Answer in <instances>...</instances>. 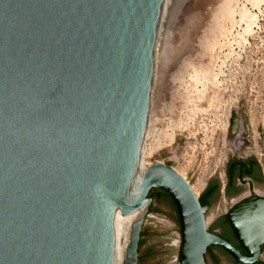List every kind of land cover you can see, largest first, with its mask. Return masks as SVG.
Returning <instances> with one entry per match:
<instances>
[{"label":"water","instance_id":"water-1","mask_svg":"<svg viewBox=\"0 0 264 264\" xmlns=\"http://www.w3.org/2000/svg\"><path fill=\"white\" fill-rule=\"evenodd\" d=\"M164 1L0 0V264L260 257L263 198L227 215L243 255L175 168L140 169Z\"/></svg>","mask_w":264,"mask_h":264},{"label":"rangeland","instance_id":"rangeland-1","mask_svg":"<svg viewBox=\"0 0 264 264\" xmlns=\"http://www.w3.org/2000/svg\"><path fill=\"white\" fill-rule=\"evenodd\" d=\"M171 4L156 46L141 153L150 166L175 168L200 198L219 183L206 212L209 228L250 194L225 196L230 165L254 158L264 171V0ZM216 254L208 251V264H235Z\"/></svg>","mask_w":264,"mask_h":264},{"label":"flooded vegetation","instance_id":"flooded-vegetation-1","mask_svg":"<svg viewBox=\"0 0 264 264\" xmlns=\"http://www.w3.org/2000/svg\"><path fill=\"white\" fill-rule=\"evenodd\" d=\"M250 159L242 160V161H235L230 165L228 181L224 187L225 189L224 194L227 198L236 197L240 195L244 190L249 189L250 194L245 196L243 199L250 197L252 195H257L264 199V193L262 194L260 192H257L256 190V188H262L264 190V171L262 170L261 165L256 159L255 160L258 162L259 167L256 165L251 166ZM249 169L252 170L251 174L247 172ZM212 186H209L207 188V190L205 191L202 197V198H205L206 202L209 205V208L212 206L214 199L219 193V191H209V189ZM227 188H229V190L232 191L233 194L227 195V192H226ZM235 205H233L230 208V210L226 213L225 216H222L218 218L217 220H215L214 224L212 226H209V230L212 233L219 235L223 239L233 244L236 248H238L241 251L243 255H247L246 250L243 249V247L240 245L239 241L234 235V232H233V229L230 223L227 220L228 213L234 208ZM209 248L210 250H213L214 252L218 253L214 256V258L216 259H221L220 257L224 255L225 257L229 256L235 264H244V263L234 260L231 257V255L222 247H219L217 245H212L208 247L207 253L209 251ZM261 248H262V251H261L260 257L258 258L257 261H255L252 264H264V259L262 257V254L264 251V245H262ZM224 251L227 252L229 255H227ZM206 264H208L207 261H206Z\"/></svg>","mask_w":264,"mask_h":264},{"label":"bare ground","instance_id":"bare-ground-1","mask_svg":"<svg viewBox=\"0 0 264 264\" xmlns=\"http://www.w3.org/2000/svg\"><path fill=\"white\" fill-rule=\"evenodd\" d=\"M172 4H171V0H165L164 1V5H163V10H162V14H161V18H160V23H159V28H158V34H157V40H156V46H157V44H158V42H159V40L163 37V33L165 32V31H163L164 29V24H165V22L167 21V12H168V9L170 8V6H171ZM166 40V39H165ZM161 41H162V39H161ZM163 42H164V40H163ZM164 44V43H163ZM156 46H155V52H154V58H153V66H152V76H151V88H150V91H151V89H152V83H153V79H154V70H155V68H156ZM175 61V60H174ZM160 67V65L158 66V68ZM157 68V69H158ZM142 149V148H141ZM142 151V150H141ZM152 166V165H151ZM150 165H149V163L143 158V156H142V153H140V169H141V171L142 172H146L150 167H151ZM203 181V180H202ZM203 183V182H202ZM202 186H203V184H201ZM194 191H195V193H197L196 192V190L194 189Z\"/></svg>","mask_w":264,"mask_h":264},{"label":"trees","instance_id":"trees-1","mask_svg":"<svg viewBox=\"0 0 264 264\" xmlns=\"http://www.w3.org/2000/svg\"><path fill=\"white\" fill-rule=\"evenodd\" d=\"M250 164H251V166H254V165L258 166V162H257L254 158H251V159H250ZM258 167H259V166H258ZM247 172H248L249 174H251V173H252V170L249 169ZM156 191H157V193H156V197H157V198H162V197H168V198H171L169 194H167L165 191H163V190H161V189H156ZM209 191H219V183L216 182V183H215V184L209 189ZM226 192H227V195L233 194V192L230 191L229 188H227V191H226ZM142 237H143V234H141V240H140V244H139V252H140L141 245H142V243H143ZM209 250H210V248H209ZM224 252H225V251H224ZM225 253H226L227 255H229L227 252H225Z\"/></svg>","mask_w":264,"mask_h":264}]
</instances>
